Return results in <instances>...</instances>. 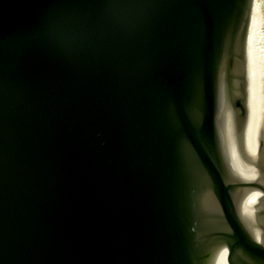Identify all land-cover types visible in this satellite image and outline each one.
I'll use <instances>...</instances> for the list:
<instances>
[{
	"label": "water",
	"instance_id": "1",
	"mask_svg": "<svg viewBox=\"0 0 264 264\" xmlns=\"http://www.w3.org/2000/svg\"><path fill=\"white\" fill-rule=\"evenodd\" d=\"M251 4L0 0V264H264Z\"/></svg>",
	"mask_w": 264,
	"mask_h": 264
},
{
	"label": "bare ground",
	"instance_id": "2",
	"mask_svg": "<svg viewBox=\"0 0 264 264\" xmlns=\"http://www.w3.org/2000/svg\"><path fill=\"white\" fill-rule=\"evenodd\" d=\"M256 39L255 5L252 0L247 35V120L242 138L244 152L252 158L256 157L260 145L264 144L262 130L264 124V70L259 49L256 46ZM237 172L249 180H259L260 177L257 168L246 160L240 150L237 157ZM263 196V191L255 190L248 194L243 201V213L249 218L251 227L259 240H263V235L256 225V223L258 224L256 215ZM216 264H228V262L226 259L220 258Z\"/></svg>",
	"mask_w": 264,
	"mask_h": 264
},
{
	"label": "rangeland",
	"instance_id": "3",
	"mask_svg": "<svg viewBox=\"0 0 264 264\" xmlns=\"http://www.w3.org/2000/svg\"><path fill=\"white\" fill-rule=\"evenodd\" d=\"M253 2L255 5V32L257 36L256 46L259 49L260 60L263 64V70H264V0H253ZM263 85H264V78H263ZM262 130H263V138H264V124Z\"/></svg>",
	"mask_w": 264,
	"mask_h": 264
},
{
	"label": "snow or ice",
	"instance_id": "4",
	"mask_svg": "<svg viewBox=\"0 0 264 264\" xmlns=\"http://www.w3.org/2000/svg\"><path fill=\"white\" fill-rule=\"evenodd\" d=\"M242 31H243V29H242ZM254 245H256V244H254ZM258 250H260L261 252H264V242L260 243V246L258 247Z\"/></svg>",
	"mask_w": 264,
	"mask_h": 264
}]
</instances>
